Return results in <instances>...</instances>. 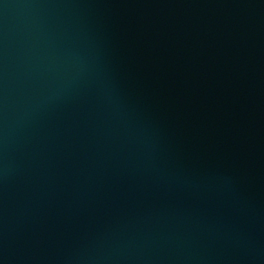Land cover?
I'll use <instances>...</instances> for the list:
<instances>
[{"label":"water","instance_id":"water-1","mask_svg":"<svg viewBox=\"0 0 264 264\" xmlns=\"http://www.w3.org/2000/svg\"><path fill=\"white\" fill-rule=\"evenodd\" d=\"M0 264H264V0H0Z\"/></svg>","mask_w":264,"mask_h":264}]
</instances>
